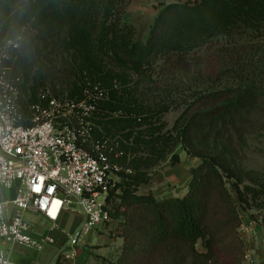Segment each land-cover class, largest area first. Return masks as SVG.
<instances>
[{"label": "trees", "instance_id": "16d2710c", "mask_svg": "<svg viewBox=\"0 0 264 264\" xmlns=\"http://www.w3.org/2000/svg\"><path fill=\"white\" fill-rule=\"evenodd\" d=\"M131 1L0 0V36H21L12 75L30 102L41 88L74 100L88 84L108 93L96 134L119 136L120 162L132 170L108 196L123 238L112 264H244L249 241L228 182L240 205L264 212V171L246 169L244 135L240 147L225 131L256 101L242 82L264 70V0L164 3L146 39L125 16ZM201 62L207 70H195ZM227 78L234 84H214ZM180 108L170 126L166 116ZM180 148L200 160L188 190L145 193L161 163L180 162Z\"/></svg>", "mask_w": 264, "mask_h": 264}, {"label": "built area", "instance_id": "2783aa9c", "mask_svg": "<svg viewBox=\"0 0 264 264\" xmlns=\"http://www.w3.org/2000/svg\"><path fill=\"white\" fill-rule=\"evenodd\" d=\"M20 46L21 36H0V264H19L11 259L18 247L42 251L56 243L51 233L35 231L36 215L51 223L50 230L63 232L69 245L84 243L92 230L112 220L108 196L122 173H132L120 162L121 138L96 134L105 89L88 84L74 100L41 88L30 102L21 78L12 75L11 58ZM66 213L80 216L76 228L60 227ZM240 217L243 232L241 212ZM248 223L253 227L257 221ZM247 250L244 264H254ZM62 257L73 255L59 251L57 258Z\"/></svg>", "mask_w": 264, "mask_h": 264}, {"label": "rangeland", "instance_id": "374dc122", "mask_svg": "<svg viewBox=\"0 0 264 264\" xmlns=\"http://www.w3.org/2000/svg\"><path fill=\"white\" fill-rule=\"evenodd\" d=\"M169 1L171 0H132L126 9L125 16L129 21L135 23L139 27V36L143 39H146L149 35L150 27L156 15L158 14L160 7L164 3H169ZM207 66L208 65L206 63L201 62V66H199L198 64L195 70H197L198 68L207 70ZM191 71H193V65H191ZM187 77H191V74H187ZM220 81H223V83L227 85L234 84V79L217 80V82H215L214 84H219L221 83ZM202 82L205 81L203 80ZM242 83L250 87L251 92L255 94L256 101L254 102L252 107L243 112L242 115L237 116V119L230 123V125L226 128L227 130L225 132L226 134H233L235 137L234 140H239V145H242L243 143L242 139H239V134L241 133L242 135H244L245 144L242 145L243 148L240 151L242 154L244 166L247 170H251L254 172H263L264 70L258 77ZM195 86L199 87V82L195 84ZM207 86L208 83H203L201 84L200 88ZM182 110V108L174 109L166 116V119L169 122L170 126L173 125L174 121L182 112ZM178 151H180V162L173 164L171 160H167L161 163V165L156 168V177L162 179L163 175L169 173V171L175 173L179 172L180 174L184 175L189 170L190 164L194 165L195 163L193 161L199 160L197 158L190 157L185 150H182V148H180ZM168 182L172 184L173 188H181L180 176H176L175 179L172 178L171 180H168ZM166 186L169 187L170 184H167ZM228 187L230 188L233 193V196L238 202L240 212L244 215L243 220H245L246 222L247 229H243V232L247 241H249L248 248L250 253L253 255L254 264H264V212L258 207H253L249 208V210H246L245 207L240 205L236 187L234 186L232 181L228 182ZM146 188L147 187L144 186L143 190H145ZM187 190L188 188L185 190V192ZM157 191L159 192L160 190ZM249 220H255L257 221V224H255L253 227H249ZM115 227V223H111L110 225H101L98 228L92 230L90 234L86 236L85 242L80 244L75 249L78 254V257L81 258V261H83L85 264H94L93 261L97 260V258L100 257L99 254L103 255L106 251L115 254L123 242V239L120 236L116 235ZM68 230H71V227ZM68 247L65 246V249H68ZM51 252L52 251L46 246L40 252H31V254L27 255H15L13 259L17 263L21 264H56V257L55 259H53ZM81 254L83 255L81 256Z\"/></svg>", "mask_w": 264, "mask_h": 264}, {"label": "crops", "instance_id": "0c3cea01", "mask_svg": "<svg viewBox=\"0 0 264 264\" xmlns=\"http://www.w3.org/2000/svg\"><path fill=\"white\" fill-rule=\"evenodd\" d=\"M176 1H180V0H171V1H169V3L170 2H176ZM182 150H184V149H182ZM178 154L180 155V151H178ZM192 158H195V157H192ZM193 162L195 163L194 165H197V163L200 162V160H198V161L194 160ZM194 165L190 164L189 169ZM176 176H180L181 188H177V187L173 188L172 184L168 182V180H171L172 178L175 179ZM189 181H190L189 170L184 175L180 174L179 172L175 173V172L169 171V173L163 175L162 179L155 176L152 183L145 185L147 187L145 190H143V187H144L143 186L142 190L145 193H151L152 192L156 197L161 196V195H178V194L182 195L185 193V190L187 189ZM167 184H170V186L167 187L166 186ZM157 190H160V191L158 192ZM31 219L34 223L35 231L37 233L49 232L52 234V236L55 237L56 243L54 245L47 246V248L52 251L51 252L52 258L55 259V257H56V262L58 260L57 253L59 251H62V252H65L67 254L73 255V257H71V258H63L62 257L61 258L62 264H85L83 261H81V258L78 257V254L75 250L79 245H76V246L69 245L66 241V237L63 234V232H61L60 230H56V229L50 230L51 229V223L49 221H47L45 218H43L41 215H36V216L32 217ZM79 222H80V216L78 214L66 213L60 221V227L66 229V230L70 229V227H71V230H72V229L77 227ZM110 224L111 223H108L107 225H110ZM115 233H116V235L120 236L116 231V227H115ZM65 246H67V247L69 246L68 249H65ZM122 246H123V242L115 254L105 250L106 251L105 254H103V255L99 254L100 257L97 258V260H94L93 263L94 264L95 263L96 264H112L114 261L117 260L119 254L122 250ZM31 252H40V251L18 247L12 253L11 259L13 261H15L13 259L15 255H27V254H31ZM82 255L83 254H81V256ZM19 264H21V263H19Z\"/></svg>", "mask_w": 264, "mask_h": 264}, {"label": "snow or ice", "instance_id": "6c2138e0", "mask_svg": "<svg viewBox=\"0 0 264 264\" xmlns=\"http://www.w3.org/2000/svg\"><path fill=\"white\" fill-rule=\"evenodd\" d=\"M42 186H43V179H41V182L36 185V187L34 188V190L37 191V192H40L42 190Z\"/></svg>", "mask_w": 264, "mask_h": 264}, {"label": "clouds", "instance_id": "9594fccd", "mask_svg": "<svg viewBox=\"0 0 264 264\" xmlns=\"http://www.w3.org/2000/svg\"><path fill=\"white\" fill-rule=\"evenodd\" d=\"M53 211H55V210H53Z\"/></svg>", "mask_w": 264, "mask_h": 264}]
</instances>
